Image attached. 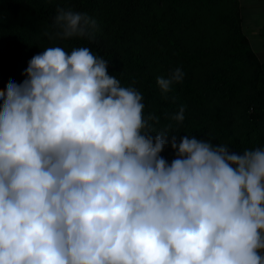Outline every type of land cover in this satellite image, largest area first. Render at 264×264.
<instances>
[{
  "label": "clouds",
  "instance_id": "clouds-1",
  "mask_svg": "<svg viewBox=\"0 0 264 264\" xmlns=\"http://www.w3.org/2000/svg\"><path fill=\"white\" fill-rule=\"evenodd\" d=\"M54 26L50 39L90 38L95 21L58 9ZM108 67L51 46L0 90V264H264V148L153 135L158 118Z\"/></svg>",
  "mask_w": 264,
  "mask_h": 264
},
{
  "label": "trees",
  "instance_id": "trees-1",
  "mask_svg": "<svg viewBox=\"0 0 264 264\" xmlns=\"http://www.w3.org/2000/svg\"><path fill=\"white\" fill-rule=\"evenodd\" d=\"M58 9L87 14L95 21L91 37L50 39L58 31ZM183 22L215 29L223 24L230 40L220 49L210 38L206 44L188 45L176 33ZM51 46L68 52L87 47L109 61L108 73L141 93L145 117L158 118L150 121L153 135L168 129L178 141L195 136L237 153L264 148V62L242 32L237 0H0V90L9 81L21 83L28 61ZM247 66L251 80L232 78ZM177 68L183 80L161 93L157 78H167ZM249 92L255 96L236 120L228 117L226 107L209 105L213 97L220 101ZM181 106L184 120L177 123L172 117Z\"/></svg>",
  "mask_w": 264,
  "mask_h": 264
},
{
  "label": "rangeland",
  "instance_id": "rangeland-1",
  "mask_svg": "<svg viewBox=\"0 0 264 264\" xmlns=\"http://www.w3.org/2000/svg\"><path fill=\"white\" fill-rule=\"evenodd\" d=\"M221 16L220 13H217L215 17ZM230 19V17H229ZM209 21V20H208ZM220 23V21H219ZM192 26L190 24L181 23L179 24L176 30V33L180 34L183 38V42L188 45H197V44H206L211 39V43L214 44L215 48L220 49L228 44L230 40L229 32L225 29V26L222 24L218 29L212 28L211 25L209 27H205V25ZM214 30H217L216 34ZM210 43V44H211ZM212 68V66H210ZM204 70V67L202 68ZM201 69V70H202ZM251 68L246 67L239 75L232 77L237 82H247L251 80L252 73ZM255 96L254 92H249L247 94L234 95L230 98H225L223 100L218 101L215 97L211 98L209 101L210 106L219 105L220 107H226L228 112V117L230 119L239 118V112L242 109L243 104L252 99ZM169 162L173 159L174 153L173 150L169 146H165L164 150L160 154Z\"/></svg>",
  "mask_w": 264,
  "mask_h": 264
},
{
  "label": "crops",
  "instance_id": "crops-1",
  "mask_svg": "<svg viewBox=\"0 0 264 264\" xmlns=\"http://www.w3.org/2000/svg\"><path fill=\"white\" fill-rule=\"evenodd\" d=\"M240 25L259 61L264 62V0H237Z\"/></svg>",
  "mask_w": 264,
  "mask_h": 264
}]
</instances>
